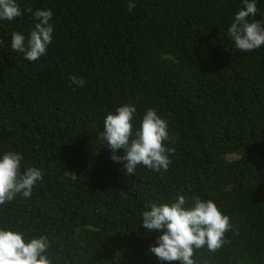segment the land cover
Instances as JSON below:
<instances>
[{
  "label": "trees",
  "instance_id": "16d2710c",
  "mask_svg": "<svg viewBox=\"0 0 264 264\" xmlns=\"http://www.w3.org/2000/svg\"><path fill=\"white\" fill-rule=\"evenodd\" d=\"M17 3L22 15L0 21V152L43 178L0 205V226L46 235L52 264H161L149 251L160 233L140 225L145 205L199 196L231 227L220 249H194L196 264H264V46L228 38L242 0ZM37 9L53 11V40L29 62L11 33L27 36ZM249 19L264 21V0ZM129 102L135 126L149 108L167 121V171L128 175L110 159L103 121Z\"/></svg>",
  "mask_w": 264,
  "mask_h": 264
},
{
  "label": "clouds",
  "instance_id": "9594fccd",
  "mask_svg": "<svg viewBox=\"0 0 264 264\" xmlns=\"http://www.w3.org/2000/svg\"><path fill=\"white\" fill-rule=\"evenodd\" d=\"M242 3L227 33L236 48L247 52L264 46V21L249 19L256 15L258 0H242ZM21 15L17 0H0V21H12ZM32 15L36 21L34 27L27 36L19 31L12 32L10 44L12 50L29 62L47 54L54 31L51 9H37ZM4 43L0 40V47ZM136 114V106L129 102L105 116L100 138L112 153L110 159L122 163L128 175H133L141 164L156 172L167 171L171 163L169 154L175 151L165 144L170 139L167 121L149 108L135 126ZM121 149L124 154L117 155ZM23 160L19 152H0V205L17 195L30 198L34 186L42 180V172L36 167L21 171ZM140 225L151 233H160L149 251L161 264L173 261L196 264L194 249L205 246L213 252L220 249L231 227L230 218L213 200L194 196L186 202L184 195H178L171 203L146 204ZM49 248L46 235L28 237L20 230L0 226V264H52Z\"/></svg>",
  "mask_w": 264,
  "mask_h": 264
},
{
  "label": "rangeland",
  "instance_id": "374dc122",
  "mask_svg": "<svg viewBox=\"0 0 264 264\" xmlns=\"http://www.w3.org/2000/svg\"><path fill=\"white\" fill-rule=\"evenodd\" d=\"M72 83H74V84H80V81L79 80H77L76 78H72ZM236 156L235 155H229L228 156V158L229 159H234Z\"/></svg>",
  "mask_w": 264,
  "mask_h": 264
}]
</instances>
